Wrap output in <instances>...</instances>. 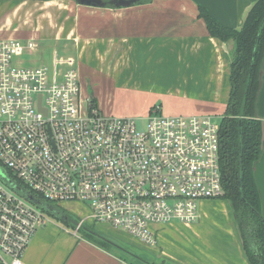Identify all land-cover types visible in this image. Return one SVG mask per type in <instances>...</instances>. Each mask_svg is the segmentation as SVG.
<instances>
[{
    "label": "built area",
    "instance_id": "1",
    "mask_svg": "<svg viewBox=\"0 0 264 264\" xmlns=\"http://www.w3.org/2000/svg\"><path fill=\"white\" fill-rule=\"evenodd\" d=\"M37 48L0 40V264H25L47 218L30 191L85 206L90 214L77 229L107 223L149 246L158 243L156 226L192 224L201 201L223 196L220 121L162 114L159 105L142 127L104 114L83 92L75 59L21 60Z\"/></svg>",
    "mask_w": 264,
    "mask_h": 264
},
{
    "label": "crops",
    "instance_id": "2",
    "mask_svg": "<svg viewBox=\"0 0 264 264\" xmlns=\"http://www.w3.org/2000/svg\"><path fill=\"white\" fill-rule=\"evenodd\" d=\"M256 1L140 0L130 6L94 7L76 0H0V40H33L38 51L41 42L72 39L78 71V58H87L97 72L107 73L139 68L142 57L146 67L176 69L163 79L164 87L174 84L171 89L188 100L227 107L234 43L212 37L199 10L206 7L219 22L239 30ZM260 70L255 116L262 121L263 142L253 170L264 217V59ZM215 199H221L220 204L213 199L200 202L192 224L156 226L154 246L159 248L150 251L168 264H251L232 203ZM76 214L81 220L90 212ZM63 223L47 215L24 254L25 264H122L126 259L120 249H106ZM130 256L132 264H155L147 256Z\"/></svg>",
    "mask_w": 264,
    "mask_h": 264
},
{
    "label": "trees",
    "instance_id": "3",
    "mask_svg": "<svg viewBox=\"0 0 264 264\" xmlns=\"http://www.w3.org/2000/svg\"><path fill=\"white\" fill-rule=\"evenodd\" d=\"M239 30L219 22L205 7L199 16L206 22L212 37L234 43L231 61L230 94L227 107L220 118V171L222 172L223 199L232 203L243 236L244 247L251 264H264V217L258 186L255 183L254 164L261 156L263 142L262 121L255 116L259 91L260 66L264 59V0H257ZM93 97V96H92ZM97 105L96 99L92 98ZM24 192L27 187L18 182ZM51 215L76 227L79 218H72L69 211L44 201L30 191ZM84 238L112 250H127L116 241L108 239L89 224L80 227Z\"/></svg>",
    "mask_w": 264,
    "mask_h": 264
},
{
    "label": "rangeland",
    "instance_id": "4",
    "mask_svg": "<svg viewBox=\"0 0 264 264\" xmlns=\"http://www.w3.org/2000/svg\"><path fill=\"white\" fill-rule=\"evenodd\" d=\"M75 50L76 44L72 39L57 40V42L45 41L41 42L38 51L28 50L21 60L27 65L40 66L41 64H51L54 60L53 55H55V53L56 56L72 58L74 57ZM231 54L234 55L233 52H231ZM140 55L142 54L140 53L139 56ZM138 61L140 63L139 68L134 67L133 69H124L117 72L109 71L107 73L102 71L100 73L97 72L96 65L88 62L87 58H78L83 92L87 95L92 94L91 96L96 98L97 105L104 114L122 117L130 116L137 121L139 127H142V122L152 112V109L158 105L162 107V114L174 116L178 114L189 116H191V114L211 115L214 121H220L226 108L224 107L225 104L220 102L210 104L209 101L205 103L196 100L193 102V99L188 100L176 88L173 90L171 89L174 84H169V87H164L163 79L167 78L169 72L176 70L175 68H170L169 65L165 68L161 65H156L157 69H154L153 67H146L148 62L142 57L138 59ZM157 61L153 62V64H157ZM174 77L177 78L178 76L174 75ZM171 79L172 77L170 80ZM175 86H177V84H175ZM193 106L197 108V111H194V108H192ZM192 112L198 113L195 114ZM213 200L212 202L220 204L221 199ZM57 206L70 208L72 211L66 209L69 211L71 217L76 219L79 218L76 217V213L87 212L86 207L81 203H63ZM44 212H46L49 218L54 220L55 223L58 222L59 225L64 226L62 221L51 215L52 213L48 212L46 209H44ZM68 225L72 230L78 227V224L76 227L71 224ZM89 225L94 230L96 229L101 232L108 239L116 241L120 246L124 247L128 253L140 257L147 256L150 261H154L155 264H168L165 259L158 258L150 251L159 248L158 246L143 245L138 239L133 237L132 239L129 233L116 229L107 223L94 224L90 222ZM79 234H81L80 231ZM112 250L116 251L117 249L115 250L113 248ZM119 252L121 256L126 257L125 261L131 260L130 255H125V253L120 250ZM134 263L136 264V262Z\"/></svg>",
    "mask_w": 264,
    "mask_h": 264
},
{
    "label": "water",
    "instance_id": "5",
    "mask_svg": "<svg viewBox=\"0 0 264 264\" xmlns=\"http://www.w3.org/2000/svg\"><path fill=\"white\" fill-rule=\"evenodd\" d=\"M140 0H76V2L83 6H94V7H122V6H130L132 4L138 3ZM31 200H34L37 204L42 207H47L42 205L41 201L36 199L34 196H30ZM78 224V223H77Z\"/></svg>",
    "mask_w": 264,
    "mask_h": 264
}]
</instances>
